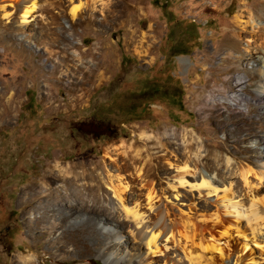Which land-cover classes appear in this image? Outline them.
Masks as SVG:
<instances>
[{"label": "rangeland", "instance_id": "374dc122", "mask_svg": "<svg viewBox=\"0 0 264 264\" xmlns=\"http://www.w3.org/2000/svg\"><path fill=\"white\" fill-rule=\"evenodd\" d=\"M85 2L36 0L26 34L48 41L58 27L53 20L58 12L65 32L62 49L46 45L41 52L29 43L21 45V35L11 38L4 27L21 25L17 10L24 0H0V93L6 92L0 105V264H15L22 252L38 254L40 264H108L98 250L52 258L48 239L32 222L41 214L29 210L33 204L22 203L21 197L50 163L107 161L123 166L121 155L111 154L119 162L106 155L108 148L144 134L165 129L175 136L193 134L198 142L194 155H203L199 168L219 191L207 196L213 208L224 189L232 188L244 204L242 211L251 207L254 196H264L258 193L264 186L259 176H248L257 187L252 193L243 181L246 170L264 172V141L259 140L264 138V114L256 99L261 75L249 61L259 53L264 66V0H99L92 10H83L92 21L73 20L71 10ZM8 12L14 13L11 19ZM237 17L255 23H242L246 28H241ZM49 49L57 54L45 60ZM57 64L63 78L53 72ZM240 76H246L243 86L251 102L233 106L230 96L238 91ZM11 93L15 101L9 109ZM136 100L137 110L127 111V104ZM176 144L165 161L170 175L162 178L157 172L151 178L161 188L180 175L183 163ZM199 168L190 164L192 172ZM185 189L191 191L190 186ZM165 197L179 216L187 210L182 204L194 203L177 200L173 193ZM143 203H148L145 196ZM213 208H202L200 215L213 214ZM222 231L211 224L204 237L209 245L214 237L221 239L224 257L219 251L207 254L219 264H234L243 254L237 242L242 237L233 230L222 237ZM262 246L250 245L255 264H264Z\"/></svg>", "mask_w": 264, "mask_h": 264}, {"label": "bare ground", "instance_id": "6f19581e", "mask_svg": "<svg viewBox=\"0 0 264 264\" xmlns=\"http://www.w3.org/2000/svg\"><path fill=\"white\" fill-rule=\"evenodd\" d=\"M97 1L99 0H87L81 9L71 10V18L82 22L92 21L91 15L85 16L84 11L92 10ZM36 4V0H24L23 7L20 5L17 10L18 14H21V25L16 27L14 22L4 25L5 28L9 27V36L13 38L20 34L21 39L25 40L21 41V45L29 43L41 52L45 51L46 45L62 49L65 32L60 23V12L54 14L53 20H56L58 27L54 29L48 41H42V38L37 40L36 37L26 34L30 27L29 19L35 17ZM13 15L14 13L8 12L7 19H11ZM237 18V24L241 28H246L242 23H255L246 20L241 22L240 17ZM263 24L264 22L261 23ZM49 50L45 60H50L57 54L56 51ZM249 59L250 63L255 65L253 70L261 75L256 99L261 103L264 114V66L261 65V55L255 53ZM60 68V64L55 65L53 72L60 73L63 78ZM245 82L246 76L237 77L238 91L230 96L231 105L239 106L243 102H251V96L244 91ZM5 95L6 92L0 93V105ZM8 98L7 103L11 109L15 93H11ZM223 100L221 98L220 101ZM192 138L193 134L190 132L184 136H175L169 129H165L159 134H144L135 138L132 143L124 142L118 147L108 148L106 155L112 160L119 162V159L111 154L121 155L120 159L124 165L119 167L107 161H73L64 165L50 163L33 185L24 191L21 202L33 204L29 210L41 214L32 222L35 223L36 229L42 231V236L48 239L50 252H55L52 258H64L67 254L80 253L84 249L87 253L98 250L108 264H219L207 253L219 251L221 257H224V248L218 243L221 239L214 237V242L209 245L204 237L205 230L213 224L214 227H223L222 237H228L232 230L237 232L236 236L242 237L241 241L237 242L243 254L233 259L234 264L258 263L250 245L252 246L253 242L263 248L264 196H254L255 199H251V207L242 211L240 207H244V204L236 200L232 188L224 189L219 203L214 206L216 211L211 215H200L202 208H213L211 203H208L207 196L217 195L219 191L214 179L199 168L203 155H194L198 142H194ZM175 140L182 141L181 145L176 144ZM259 140L264 141V138ZM175 144L181 152L183 166L180 167V175L171 178L168 185L161 188L151 178L158 177L157 172L164 178L170 175L171 170L166 168L165 161L169 157V150ZM192 163L199 169L192 172ZM132 169L135 172L131 171ZM127 172L130 173L126 178ZM250 173L259 176L261 186L264 184V172L260 175L259 172L249 169L243 173L247 191L252 193L257 187L250 181ZM188 178L194 180L195 184L190 185ZM161 179L159 178L160 185L163 184ZM157 184L159 185V182ZM186 186L191 188L188 193ZM195 191L199 193V197L194 195ZM204 191L207 193L201 196ZM258 191L260 195H264V186L258 188ZM171 193L177 200L194 203L182 204L187 210H183L184 213L180 216L176 215L165 201V196ZM144 196L148 201L145 204L149 207L148 211L144 210L147 207L143 203ZM244 254H249V257L246 259ZM40 263L42 261L38 254L22 252L16 257L15 264Z\"/></svg>", "mask_w": 264, "mask_h": 264}, {"label": "flooded vegetation", "instance_id": "af4514ba", "mask_svg": "<svg viewBox=\"0 0 264 264\" xmlns=\"http://www.w3.org/2000/svg\"><path fill=\"white\" fill-rule=\"evenodd\" d=\"M114 97H115V95H114ZM114 103H115V105H116V103H117V105H118V102L116 101H114ZM139 104H140V101H133V102H130V103H128L127 104V108H129L127 111H136L137 110V108L139 107ZM116 105V106H117ZM148 105V104H147ZM118 106H120V105H118ZM148 110V107H145L143 110H142V113H144V112H146ZM114 111H118L116 108H114ZM126 111V112H127Z\"/></svg>", "mask_w": 264, "mask_h": 264}]
</instances>
